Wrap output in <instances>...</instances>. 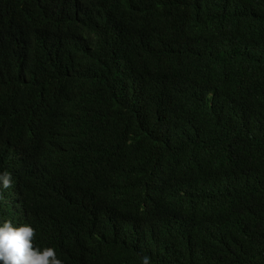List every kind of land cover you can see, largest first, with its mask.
Wrapping results in <instances>:
<instances>
[{"label":"trees","instance_id":"1","mask_svg":"<svg viewBox=\"0 0 264 264\" xmlns=\"http://www.w3.org/2000/svg\"><path fill=\"white\" fill-rule=\"evenodd\" d=\"M80 12L114 27L108 44L94 23L105 49L87 61L67 25L43 34L37 0H0V137L35 158L22 223L64 264H264V0Z\"/></svg>","mask_w":264,"mask_h":264},{"label":"clouds","instance_id":"2","mask_svg":"<svg viewBox=\"0 0 264 264\" xmlns=\"http://www.w3.org/2000/svg\"><path fill=\"white\" fill-rule=\"evenodd\" d=\"M37 7L43 13L40 14L42 21L39 26L43 34L47 27L53 26L51 31H54L62 25H67L71 32L70 40L80 49L81 53L78 56L85 61L91 59L93 55H102V49H105L101 47L94 34H91L94 23L97 30L105 35L108 44L114 37L109 34V30L114 28L111 19L97 17L94 21L91 18L79 20L81 0H37ZM51 12L54 16L53 23L47 21V14ZM2 18L3 16L0 17V21ZM119 41L121 38L116 40L113 46ZM18 64L22 70L25 69L22 64ZM4 73L22 83L27 80L24 74L17 75L13 68L8 66ZM54 122L57 124V120ZM20 130L25 137L28 135L37 137L47 131V122L26 124L21 126ZM32 164L35 165V158L30 155V150L26 148L21 137L15 135L0 137V264H64L66 259L61 250L51 246L48 238L44 239L40 225L22 223L28 219L30 212L27 209V193L21 179ZM19 217L22 221L18 219ZM55 218L56 215L45 217L42 221L48 223ZM40 238L45 243H39ZM141 260L142 264H151V258L147 255L142 256Z\"/></svg>","mask_w":264,"mask_h":264}]
</instances>
